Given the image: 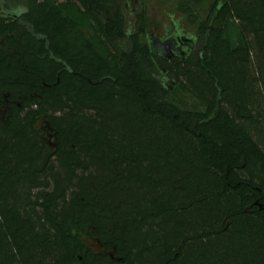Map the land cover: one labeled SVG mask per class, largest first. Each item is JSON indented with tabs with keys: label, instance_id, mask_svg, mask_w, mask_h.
I'll return each instance as SVG.
<instances>
[{
	"label": "trees",
	"instance_id": "trees-1",
	"mask_svg": "<svg viewBox=\"0 0 264 264\" xmlns=\"http://www.w3.org/2000/svg\"><path fill=\"white\" fill-rule=\"evenodd\" d=\"M129 1L0 0V264H264V0Z\"/></svg>",
	"mask_w": 264,
	"mask_h": 264
},
{
	"label": "rangeland",
	"instance_id": "rangeland-1",
	"mask_svg": "<svg viewBox=\"0 0 264 264\" xmlns=\"http://www.w3.org/2000/svg\"><path fill=\"white\" fill-rule=\"evenodd\" d=\"M130 7L126 10V18L129 29L132 32L138 31L135 26L136 15L143 8L147 13L146 32L141 37L143 42L146 41L145 36L155 35L165 40L170 32L180 31L187 38L197 40L198 38V22L191 23L187 16L183 15L178 9L179 0H147L145 6L141 7L138 0H130ZM210 6L203 4L199 8V16L201 19H211L213 12H209ZM171 84H169L170 86ZM182 99L191 107H199L189 96H183ZM87 244L95 252L102 251L101 244L95 239H86Z\"/></svg>",
	"mask_w": 264,
	"mask_h": 264
},
{
	"label": "water",
	"instance_id": "water-1",
	"mask_svg": "<svg viewBox=\"0 0 264 264\" xmlns=\"http://www.w3.org/2000/svg\"><path fill=\"white\" fill-rule=\"evenodd\" d=\"M147 42L152 53L161 56L163 59L179 58L182 61H186L194 51L197 43L194 39L183 35L177 40L174 38L162 40L155 35H150L147 36Z\"/></svg>",
	"mask_w": 264,
	"mask_h": 264
},
{
	"label": "flooded vegetation",
	"instance_id": "flooded-vegetation-1",
	"mask_svg": "<svg viewBox=\"0 0 264 264\" xmlns=\"http://www.w3.org/2000/svg\"><path fill=\"white\" fill-rule=\"evenodd\" d=\"M181 35H182L181 32L177 30L175 32H170L169 36L166 39L174 38L177 40ZM195 41L197 42V40H195ZM194 51H195V49H194Z\"/></svg>",
	"mask_w": 264,
	"mask_h": 264
}]
</instances>
